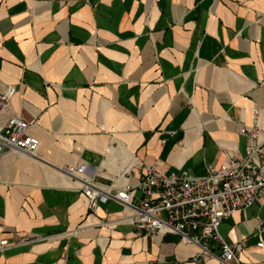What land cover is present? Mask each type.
Returning a JSON list of instances; mask_svg holds the SVG:
<instances>
[{
	"label": "crops",
	"instance_id": "0c3cea01",
	"mask_svg": "<svg viewBox=\"0 0 264 264\" xmlns=\"http://www.w3.org/2000/svg\"><path fill=\"white\" fill-rule=\"evenodd\" d=\"M0 83L15 88L0 123L36 119L40 141L37 159H0V264H219L137 234L114 200L89 210L59 168L135 185L154 160L200 177L244 155L254 112L264 130V0H0ZM218 233L264 264V192Z\"/></svg>",
	"mask_w": 264,
	"mask_h": 264
},
{
	"label": "built area",
	"instance_id": "2783aa9c",
	"mask_svg": "<svg viewBox=\"0 0 264 264\" xmlns=\"http://www.w3.org/2000/svg\"><path fill=\"white\" fill-rule=\"evenodd\" d=\"M14 93L13 85L0 83V118L9 111ZM258 119L254 112L252 125L241 127L247 140L245 154L226 148L222 162L208 166L205 176L167 172L161 161L154 160L142 164L135 185L125 182L116 186L88 176L84 163L59 169L77 184L89 210L94 211L98 202L114 200L127 210L123 220L137 234H176L180 242L198 248L193 261L215 255L219 264H246L237 253L241 240L227 241L218 233V226L235 211L253 205L264 192V130ZM36 126V119L8 115L0 123V159L9 151L37 159L40 141L29 134ZM212 242L218 247L216 252L211 250ZM8 245V240L0 237V252ZM257 246L264 247V242Z\"/></svg>",
	"mask_w": 264,
	"mask_h": 264
}]
</instances>
